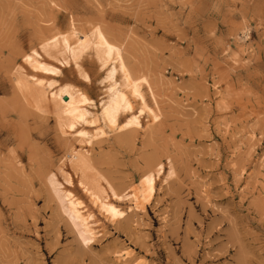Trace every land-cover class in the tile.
<instances>
[{"label":"rangeland","instance_id":"obj_1","mask_svg":"<svg viewBox=\"0 0 264 264\" xmlns=\"http://www.w3.org/2000/svg\"><path fill=\"white\" fill-rule=\"evenodd\" d=\"M0 264H264V0H0Z\"/></svg>","mask_w":264,"mask_h":264}]
</instances>
